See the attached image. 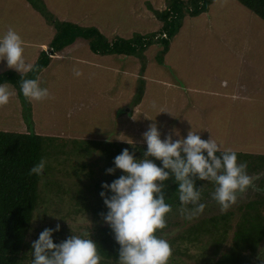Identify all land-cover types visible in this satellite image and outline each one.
<instances>
[{
  "label": "rangeland",
  "instance_id": "1",
  "mask_svg": "<svg viewBox=\"0 0 264 264\" xmlns=\"http://www.w3.org/2000/svg\"><path fill=\"white\" fill-rule=\"evenodd\" d=\"M44 1L47 4L44 6H47L54 19L74 22L83 27L98 26L112 41L119 37L130 38L135 34H159L163 22L155 12L165 10L169 0ZM210 11L212 24L207 31L202 30L203 20L198 21L197 17L186 20V27L178 34V39L168 52L177 72L186 76V83L178 80L170 67L151 64L159 63L160 59L163 62L165 60L163 50L166 49L157 39L149 47L150 54L146 51L137 57V71L134 58L133 64L124 61L128 67L124 65L123 70L116 55L95 54L84 40L76 42L75 48L67 49L72 50L69 55L65 50L67 54L64 52L61 55L63 59H53L51 65L43 70L38 79L41 86L48 88L49 96L40 101H30L31 125L36 134L59 140L63 154H55L46 160L48 170L40 185L43 200L35 211L27 238L28 258L23 264H29L31 244L45 228H55L56 224H60V231L53 233L57 234L53 235L54 243V237H58L61 242L73 234H89L88 227L92 225L93 217L89 210H85V206L95 207L104 202L99 190H102L103 182H111L105 169L102 149L112 143L130 144L126 140L132 145L146 146L142 134L152 123L157 125L162 139L169 134L173 135V139L186 136L192 124L193 130H199L202 139L212 136L222 144V150L264 154V21L236 0H214ZM39 23L45 27L39 28ZM5 24L16 30L24 41L26 63H30L36 53L38 55L42 50L49 52L48 44L55 32L54 22L40 16L28 0H0V27ZM190 24L193 28H188ZM231 50L244 51L247 59L261 69L262 77L258 79L260 85L256 84V80L247 82L249 89L257 87L263 91L260 94L258 92V97L248 103L234 99L226 104L223 99H218L221 108H216L213 115L203 102L209 101L211 105L208 104V107H212V103H215L213 98L187 91L201 85L219 87L218 82L208 81L210 74L222 78L231 77L240 71L239 76L249 72V68L240 70L243 62ZM52 57L56 58L57 54ZM150 64L157 72L152 79L173 83L169 81L173 76L178 86L168 91L162 83L152 82L153 88L149 89L147 98L150 103H144L145 111L134 112L135 101L146 95L142 77L149 71ZM5 67L0 61V73L9 70L19 73L14 68ZM74 69L79 70V76L74 74ZM135 71L138 73L136 77L133 76ZM196 75L202 81L195 80L193 76ZM8 87L14 90L13 86ZM164 89L169 95L179 89L187 99L185 102L180 99L173 107L169 102L164 104L159 98L151 103V98L164 96ZM132 91L130 98H127ZM14 93L8 104L0 106V130L23 132L29 128L15 90ZM197 98L199 100L195 102ZM225 105L234 113L235 119L226 120L223 113ZM145 114L148 118H144ZM174 129L179 135L173 133ZM76 142L82 146H77ZM246 172L253 178L255 188H249L237 197L227 210H221L219 204L211 200L210 193L215 186L208 181L205 192L201 194V202L204 203L201 213L187 220L178 210L180 205L171 208L165 216V226L158 230V234L172 247L168 264H200L195 261L201 253L199 247L190 250L194 258L173 253L180 236L202 219L220 216L228 211L234 213L231 221L234 226L240 216V207L256 200L260 192L264 193V190H260L264 182V170L254 172L246 169ZM54 183L57 185L54 186ZM104 191L111 195L109 190ZM254 264H264V240Z\"/></svg>",
  "mask_w": 264,
  "mask_h": 264
},
{
  "label": "trees",
  "instance_id": "2",
  "mask_svg": "<svg viewBox=\"0 0 264 264\" xmlns=\"http://www.w3.org/2000/svg\"><path fill=\"white\" fill-rule=\"evenodd\" d=\"M28 1L46 21L53 20L55 29L48 44L49 52L42 50L33 65V70L26 74L31 78H39L43 70L51 65L54 59L52 55L73 49L76 42L83 40L88 43L93 53L102 56L140 57L154 44L155 39L160 40L165 49H168L170 39L178 33L183 21L207 13L214 3V0H169L165 10L155 12L163 22L159 34L146 36L136 34L130 39L116 38L111 41L95 26L83 27L74 22L54 19L47 10V6H44L47 5L44 0ZM236 1L264 21V0ZM42 27L45 26L39 23V28ZM20 78V73L11 70L0 73V83L6 82L7 85L14 87L29 128L23 132L0 130V264H23L28 258L27 238L32 229L35 211L43 200L40 185L48 167H45L41 175H30L29 169L42 157L47 160L55 154H63L59 140L36 134L33 130L29 114L30 101L19 90ZM76 144L82 146L78 142ZM125 148L139 159L143 158L146 146L127 143L107 145L102 149L105 169L114 167V157ZM235 152L238 162H244L247 170L254 172L264 170V154ZM149 158L160 166V160L154 157ZM121 174L123 171L116 169L114 173H108V178L113 181ZM195 183L198 188H201V194H203L207 181L195 179ZM164 184L166 202L172 207L179 206L175 196L177 184L171 175ZM56 185L54 183V186ZM262 188H264V182L261 184ZM259 194L256 200L240 207V216L234 226L231 224L234 216L231 211L220 216L204 218L193 224L180 236L173 253L194 258L190 255V250L193 247H199L201 253L195 261L200 264H254L264 240V193ZM85 207H87L85 210H89L93 217L92 225L88 227V236L97 243L98 252L102 257L100 264H118L120 246L115 241L111 228L103 220L102 214L107 212L104 202H100L95 207L89 208L88 205ZM54 238L56 243H59L58 237Z\"/></svg>",
  "mask_w": 264,
  "mask_h": 264
},
{
  "label": "clouds",
  "instance_id": "3",
  "mask_svg": "<svg viewBox=\"0 0 264 264\" xmlns=\"http://www.w3.org/2000/svg\"><path fill=\"white\" fill-rule=\"evenodd\" d=\"M0 61H6L9 68L20 73L19 90L26 99L40 101L49 96L48 88L41 86L38 78L26 75L33 70V65L25 62L24 41L13 28L0 34ZM74 74L79 76V70L74 69ZM14 94L6 82L0 83V106L8 104ZM173 133L179 135L175 129ZM142 135L147 146L143 158H136L125 148L114 157V167L106 169L109 174L116 169L123 174L101 185L111 193L100 192L107 208L102 214L103 220L120 246L118 264H168L172 247L158 234L172 208L166 202L164 181L172 176L177 184L178 210L185 219L191 220L204 209L201 188L195 179L213 183L211 198L221 210H227L235 203L237 193H242L253 178L247 174L246 164L238 162L235 151L222 150V144L212 136L202 139L192 124L187 135L179 139H173L172 134L162 139L155 123ZM149 157L160 160V166ZM45 167L46 160L42 157L29 169V174L41 175ZM58 231L60 224L39 233L31 244L29 264H100L102 257L97 243L87 233L73 234L54 243L53 233Z\"/></svg>",
  "mask_w": 264,
  "mask_h": 264
},
{
  "label": "crops",
  "instance_id": "4",
  "mask_svg": "<svg viewBox=\"0 0 264 264\" xmlns=\"http://www.w3.org/2000/svg\"><path fill=\"white\" fill-rule=\"evenodd\" d=\"M210 13H211V11L209 10L207 13H204V14L200 15L199 17H197V18H199L198 21H200V20H203L204 21V25L202 26V28H203L202 30H204V31H207L208 27H210V23L212 24V20H211L212 18L210 16ZM185 21L186 20L183 21L184 24L182 23V26L180 27L178 33L174 37H172L170 39V43H169L168 49L163 50L164 51V58H165L164 62H163L162 59H160L159 60V63H155L154 62V63H151V64H153L155 66L156 65H161V67H164V68L170 67L174 71L173 73L176 74L178 80L181 79L183 82L186 83L187 82L186 81V76H184L181 73H179V71L177 72L176 65L174 64V62L172 60L169 59V56H168V52L170 51L172 45L174 44V41L176 39H178V34L182 31V29L184 27H186L185 26ZM95 25H98V24H95ZM8 27H9L8 24L7 25L6 24L3 25L2 27H0V32L5 31ZM96 27L99 29L98 26H96ZM188 28H193L192 27V24H190L188 26ZM113 32H115V30ZM117 33L119 34L118 31H117ZM134 36H131L130 38H133ZM119 38H124V37H119ZM130 38H124V39H130ZM74 48H75V46H74ZM148 50H146V51L148 52ZM67 51H68V54H67V52L65 50L62 51V52H60V53H57V57L54 58V59H57V58H60V57H61L60 59H63L64 56L62 57L61 55H63L64 52H66L65 54L69 55L70 51H72V50H70V51L67 50ZM231 51H232V53H237L239 59L243 62V65H242V67H241L240 70H242L244 68H249V70H250L249 72H245L243 74H240V76H239V73L241 72L240 71V72L234 74L231 77H222V78L216 76L215 74H210L208 81L209 82H212V83L213 82H218L220 84L219 87H214L212 85H207V87H206V86H202L201 85V86H198L197 88L196 87L190 88L191 91H187V89H186L187 92L205 94V95L213 98L215 103H212V105H213L212 107L211 106L208 107V104L211 105V103L209 101H207V102L206 101H203V102H205L206 108H208V110H210V112L213 115L216 112V108L218 110H220V108H221L219 106L220 104L218 103V99L219 100H222L223 99L226 104H229L230 101H233L234 99L244 100L245 103H248V102L254 101L258 97L257 96L258 92L260 94V92L263 91V89H259L257 87H255L257 90L255 88L249 89V87H248L249 82H247V81L252 82V80H256V82H257L256 84L260 85L258 79L260 77H262V71H261V69L258 66L253 65L252 62H250L247 59V56L244 53V51H242V50H231ZM37 56L39 57V54L37 55V53H36V57L34 59H32V61H30V64H32V65L35 64V62H36V60L38 58ZM117 58H119V64L121 65V68L123 70L125 69L124 68V65H125V62L124 61L125 60L126 61H131V63L133 64L134 63L133 62V58H134L135 63H136V71L138 70V67L139 66L137 65V63L139 62V59H138L139 57L137 58V57H134V56L128 57V56L121 55V56H117ZM1 63L4 64V65H6V67H8L7 64L4 61H1ZM151 64L148 66V70L149 71L147 73H145V75L142 77V79H143V81L145 83V87H146V91H145L146 95H145V97H143V99L140 98V99H138V100L135 101L137 104L135 105V107H133V108H135L134 109V112H135V110L136 111L139 110L140 113H141V111H145L144 110V103L149 102V101H147V98L149 97V93H150L149 92V89L150 88H153V86H151V83L152 82H157L159 84L162 83V81H160V80H154V79H152V76L153 77L156 76L157 75V72H156V70L154 68H152ZM125 66L128 67L127 64ZM136 71H135V73H133V76L134 77H136L137 74H138ZM243 76L245 77V79L243 78ZM193 77L197 81H202L198 75L193 76ZM169 81H172L173 83H168V82H163L162 83L164 87L168 88V91H171L170 89L172 87H177L178 86L177 85V81L174 79L173 76L170 77V80ZM203 82H205V81H203ZM246 83H247V85H246ZM228 87L230 88V90L228 89ZM133 91H134V89H133ZM133 91L128 95L127 98H130V95L133 93ZM175 91H176V93L173 92L171 95H169V93L168 92H165V89H164L163 90L164 96L163 97H156V98L153 97V98H151V103L158 101V98L160 100H162L164 104L166 102H169L171 104V107L176 106L178 104V102L180 101V99L185 102V100L187 99V96H185L183 93H181L179 89H176ZM198 100H199V98H197L195 102H198ZM123 103H124V101H122V104ZM122 108H123V106H122ZM163 108H164V106H163ZM139 112H137V114ZM223 113H224V116H225L226 120L235 119L234 118V113H231V110L229 109V107H227V105H225L223 107ZM144 118H148L146 114L144 115ZM154 119H157V118H154ZM209 131L212 132L211 130H209Z\"/></svg>",
  "mask_w": 264,
  "mask_h": 264
},
{
  "label": "water",
  "instance_id": "5",
  "mask_svg": "<svg viewBox=\"0 0 264 264\" xmlns=\"http://www.w3.org/2000/svg\"><path fill=\"white\" fill-rule=\"evenodd\" d=\"M249 188H255V186L253 185V182H252V181H251L250 185L247 186V187L243 190L242 193H239V192L237 193V195H238L237 197L242 196V194L245 193ZM260 190H264V188H262V189H260ZM237 197H236V198H237ZM211 200H213V199L211 198Z\"/></svg>",
  "mask_w": 264,
  "mask_h": 264
}]
</instances>
